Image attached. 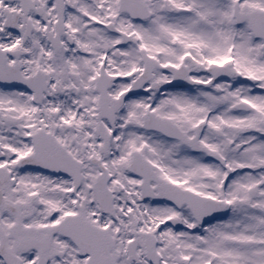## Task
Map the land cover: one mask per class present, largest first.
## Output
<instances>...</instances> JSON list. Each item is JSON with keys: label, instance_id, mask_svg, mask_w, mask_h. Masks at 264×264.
Here are the masks:
<instances>
[{"label": "snow or ice", "instance_id": "obj_1", "mask_svg": "<svg viewBox=\"0 0 264 264\" xmlns=\"http://www.w3.org/2000/svg\"><path fill=\"white\" fill-rule=\"evenodd\" d=\"M0 264H264V0H0Z\"/></svg>", "mask_w": 264, "mask_h": 264}]
</instances>
